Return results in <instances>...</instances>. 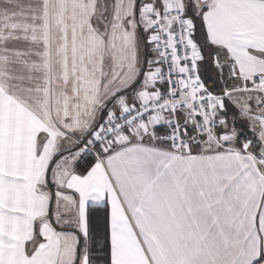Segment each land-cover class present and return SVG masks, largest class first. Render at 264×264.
<instances>
[{
  "label": "crops",
  "instance_id": "1",
  "mask_svg": "<svg viewBox=\"0 0 264 264\" xmlns=\"http://www.w3.org/2000/svg\"><path fill=\"white\" fill-rule=\"evenodd\" d=\"M99 1L0 0V264H88L92 209L104 213L108 264H264V140H237L264 130V89L251 82L264 77V0L137 4L140 21L175 1L195 21L189 43L216 97L215 124L193 144L185 110L190 145L174 151L161 139L164 120L149 119L97 162L63 133L89 141L102 120L157 89L144 86L146 43L144 52L121 29L109 48L114 59V39L123 54L106 76L90 23ZM118 5L119 20L132 17L134 0Z\"/></svg>",
  "mask_w": 264,
  "mask_h": 264
},
{
  "label": "built area",
  "instance_id": "2",
  "mask_svg": "<svg viewBox=\"0 0 264 264\" xmlns=\"http://www.w3.org/2000/svg\"><path fill=\"white\" fill-rule=\"evenodd\" d=\"M184 11L180 1L150 14L148 45L154 64L151 74L157 88L153 96L139 106L125 108L115 119L102 120L89 141L63 133L74 142L84 159L92 157L101 162L100 149L115 142L131 128L143 126L149 119L164 120L161 139L164 145L174 151H185L190 145L178 122L185 110L189 111L187 123L192 130L193 144L214 126L211 115L216 97L207 92L199 81L196 69L198 56L189 43L193 23ZM212 62L218 65L216 56L212 57ZM229 71L234 75L232 64L229 65ZM251 82L264 89V77L255 76Z\"/></svg>",
  "mask_w": 264,
  "mask_h": 264
},
{
  "label": "rangeland",
  "instance_id": "3",
  "mask_svg": "<svg viewBox=\"0 0 264 264\" xmlns=\"http://www.w3.org/2000/svg\"><path fill=\"white\" fill-rule=\"evenodd\" d=\"M173 1V0H171ZM183 2V0H181ZM119 0H117V3H115V0H100L99 1V5H97V9L95 10V14L92 18V20L90 21V23H92L94 25V27L98 30L99 34L101 35V37L103 38L104 41V45H105V50H104V64L106 66V76H107V72H110L112 70V67L109 68L110 66H112V62H114L115 57H117L118 59V52L119 50H121L120 53H122V43L120 45H117L116 43H114V39L112 42V46H113V51H114V59L112 58V53L110 50V40H112V34H115L117 29H121L122 30V34L125 35L123 36L125 39L128 40V43H135V45H137V48L141 49V45L143 48V51L145 52V45L144 42L146 43L147 47V53H148V57L145 59V63H146V67H144L146 69L145 72V82H144V86H147L149 84H151L150 86L152 88H156L155 86V82L153 80L152 75L150 74L151 71L150 70V59L151 62L153 61V57L151 55V51L149 48V36H150V29H151V22H146V20L143 18L142 21H140V18H137L135 15V9H136V5L137 4H141L143 6L145 5H153L154 8L156 9V3H154V0H134V13L132 14V17H127L126 19H124L123 21L120 19H118L119 14H118V5ZM167 3L169 2V0L166 1ZM175 3H178V1ZM116 39V37H114ZM123 54V53H122ZM143 63V61H142ZM144 64V63H143ZM142 64V67H143ZM107 66L109 69H107ZM144 69V70H145ZM152 81V82H151ZM238 117V116H237ZM234 114L232 116L231 121H238L239 118H237ZM260 122V121H259ZM258 122V123H259ZM253 135L254 137L253 140L255 139V143L256 144H260L263 140H264V130L259 127L257 125L256 129H254L253 131ZM242 145H244L243 141ZM246 142V141H245ZM254 150H257V148L255 147ZM257 151H254V153L256 154ZM74 155H77V151ZM69 202L71 203H75L74 199L70 198ZM92 214H98L101 215V212L98 210L92 211ZM92 215V216H93ZM69 221L70 224L73 223V221L71 219H64V222ZM62 223V220H59L58 223Z\"/></svg>",
  "mask_w": 264,
  "mask_h": 264
},
{
  "label": "trees",
  "instance_id": "4",
  "mask_svg": "<svg viewBox=\"0 0 264 264\" xmlns=\"http://www.w3.org/2000/svg\"><path fill=\"white\" fill-rule=\"evenodd\" d=\"M192 22L195 23V21ZM247 136H249V139L253 140L249 131L240 133L237 136V140L240 142L241 140L246 139ZM256 148L258 149L259 147L257 146ZM95 210L99 209H92L90 211V216L88 219V236L87 239L84 241L87 245V261L88 264H108V245L106 242L105 235V217L103 212H101V215L99 216L98 214L93 215L92 211ZM50 212L51 205L48 208V214H50ZM81 243L82 240L80 238L78 252L79 248L82 245Z\"/></svg>",
  "mask_w": 264,
  "mask_h": 264
},
{
  "label": "water",
  "instance_id": "5",
  "mask_svg": "<svg viewBox=\"0 0 264 264\" xmlns=\"http://www.w3.org/2000/svg\"><path fill=\"white\" fill-rule=\"evenodd\" d=\"M182 134H183L184 137H186V132L183 129H182ZM259 153H264V148H260L259 149Z\"/></svg>",
  "mask_w": 264,
  "mask_h": 264
}]
</instances>
